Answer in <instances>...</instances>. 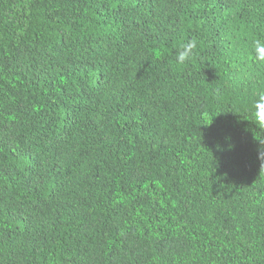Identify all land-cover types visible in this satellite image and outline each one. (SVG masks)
Segmentation results:
<instances>
[{
	"label": "trees",
	"instance_id": "trees-1",
	"mask_svg": "<svg viewBox=\"0 0 264 264\" xmlns=\"http://www.w3.org/2000/svg\"><path fill=\"white\" fill-rule=\"evenodd\" d=\"M258 36L264 0H0V264H264Z\"/></svg>",
	"mask_w": 264,
	"mask_h": 264
},
{
	"label": "clouds",
	"instance_id": "clouds-1",
	"mask_svg": "<svg viewBox=\"0 0 264 264\" xmlns=\"http://www.w3.org/2000/svg\"><path fill=\"white\" fill-rule=\"evenodd\" d=\"M196 48V40H190L182 44L176 55L177 63L184 64L190 60L193 56V50ZM252 54L256 63H264V36H258L252 40ZM249 111L251 118L248 120L256 126V131L264 135V91H260L256 94V98L252 101V106ZM258 140L261 144H264V141L261 139ZM260 157L264 160V152L260 153Z\"/></svg>",
	"mask_w": 264,
	"mask_h": 264
}]
</instances>
